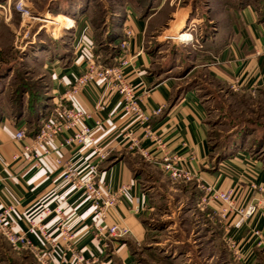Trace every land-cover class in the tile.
<instances>
[{"label": "crops", "instance_id": "crops-1", "mask_svg": "<svg viewBox=\"0 0 264 264\" xmlns=\"http://www.w3.org/2000/svg\"><path fill=\"white\" fill-rule=\"evenodd\" d=\"M207 8L204 14L210 31L203 29L207 36L203 58L188 73L192 74L200 66L212 79L226 83L234 91L242 87L264 88V8L241 0L236 3L220 1ZM73 17L69 21L76 20L75 26L65 29L71 32L70 53H60L45 64L47 107L40 110L44 112L38 117L39 121L25 115L0 118V209L9 205L13 208L9 217L12 229L26 233L31 223L46 215L42 224L51 243L44 241L36 229L27 236L34 248L44 253L48 264H73L74 252L90 264H142L138 253L152 248L154 239L160 237V231L153 225L166 222L174 228L180 218L190 216L193 223L204 228L203 234H196L202 244L183 252L192 264H229V257L234 264H264V241L257 245L254 238H249L250 230L256 228L264 240V162L241 151L214 162L207 147L208 123L200 93L194 87L179 90L174 78L160 77L153 71L152 55L144 45L147 21L129 14L123 23V28H130L135 35L129 51L130 66L125 68L126 80L142 97V110L150 112L163 107L160 115L151 116L149 125L165 148L184 155L183 164L206 183L219 189L233 188L237 206L256 203L257 211L250 218L231 217L230 237L237 245L239 258L227 250L222 223L212 220V210L198 207L200 193L194 183L166 185L164 182L168 178L157 164L128 150L123 134L132 131L141 137L142 127L133 117L123 114L120 96L110 93L100 81L84 87L72 102L88 113L101 102L106 103L104 109L93 113L85 124L92 127L95 119L102 121L94 138L99 147L110 152L108 159L99 166V180L104 191L129 185L122 203L110 209L102 221L105 226L128 229L126 236L97 239L91 225L90 201L62 179V167L55 159L70 162L80 169L98 161L90 148L61 147L68 131L38 148L41 154L38 166L18 157L21 144L33 138L36 128L49 116L54 102L84 71L87 57L97 56L101 61L86 14L83 12L74 20ZM176 21L178 28L184 25V19ZM31 35L36 36V33ZM146 90L147 95L142 96ZM20 129L26 133L22 143L15 140V133ZM141 146L154 149L148 139H141ZM253 185L263 190L254 189ZM60 223L73 235L71 240L61 237ZM196 237L189 240L196 244ZM218 239L224 242L222 250L213 245Z\"/></svg>", "mask_w": 264, "mask_h": 264}, {"label": "rangeland", "instance_id": "rangeland-1", "mask_svg": "<svg viewBox=\"0 0 264 264\" xmlns=\"http://www.w3.org/2000/svg\"><path fill=\"white\" fill-rule=\"evenodd\" d=\"M220 1L226 0H12L9 13L0 9V116L11 118L22 111L21 107L33 111L38 102L35 98H46L45 64L60 53H70L71 32L64 26L72 23L71 17L77 18L84 12L94 34L95 29L104 32L119 23L123 34L127 28H123V23L130 14L147 21L144 45L152 55L153 71L160 77L174 78L179 90L194 87L199 91L208 123L207 146L214 162L240 151L264 162V88L242 87L234 91L226 83L212 79L200 66L188 73L203 58L206 30L210 31L204 12ZM241 1L264 8V0ZM0 2L5 6L8 0ZM18 2L37 19L57 16V21L52 24L24 19L16 11ZM175 19H184V25L178 28ZM185 30L192 31V41L173 38ZM111 49L104 57L113 53ZM168 179L166 185L180 186ZM166 224L169 223L153 225L160 237L154 239L152 248L138 253L140 262L192 264L183 252L202 244L197 235L203 234L204 228L193 223L190 216L180 218L174 228L171 223L165 227ZM191 237H196V244L189 240ZM213 245L221 250L225 246L219 239ZM230 261L229 257V264H234ZM0 264L40 263L29 251H12L0 236Z\"/></svg>", "mask_w": 264, "mask_h": 264}, {"label": "built area", "instance_id": "built-area-1", "mask_svg": "<svg viewBox=\"0 0 264 264\" xmlns=\"http://www.w3.org/2000/svg\"><path fill=\"white\" fill-rule=\"evenodd\" d=\"M11 2L12 0H8L5 6L0 4V9L4 13H9ZM19 3L15 8L16 11L20 12L22 18L27 20H42L46 23L49 22L46 21L48 18L45 17L42 19L35 18L29 9L21 7ZM75 21L64 26V29L73 28ZM134 36V32L130 28L123 30L122 37L116 40V44L122 55L112 65L103 64L97 56L91 55L87 57L84 71L76 78L69 89L54 102L49 116L41 122L33 138L28 143L21 144L18 157L22 156L27 162L32 163L34 167L38 166L41 161V154L38 148L43 145L47 146L55 137L68 131L69 133L64 135L60 143L61 147L80 146L90 148L96 154L98 161L89 164L84 169H80L70 162H63L57 158L55 159V163L60 168L62 167V179L67 184H70L74 191L83 193L88 201H90L93 209L91 225L97 239L106 240L111 237L119 238L126 236L129 233L128 229L118 225L105 226L102 221L110 209L122 203L124 195L129 190V185L125 186L123 184L115 190L104 191L103 185L99 180V166L108 159L110 152L99 147L94 138V132L101 125L102 121L99 118L95 119L92 127L85 124V120L90 119L93 113L102 111L106 103L104 101L101 102L92 113H88L76 107L72 102V98L79 94L84 87H87V85L95 81H100L110 93H116L120 96L123 114L133 117L142 127L141 137L136 136L132 131H127L123 134V141L127 144L126 147L128 150L139 154L148 162L157 164L172 182L194 183L200 193L197 203L199 205L198 207L201 210H212V220L216 221L217 219L218 222L222 223L225 232L224 242L228 250L231 251L235 258H239L237 245L230 237L231 217L238 215L241 219H248L257 211V205L256 203H250L244 207L237 206L236 191L233 188L219 189L203 181L196 172L183 164L184 155L169 151L160 142V138L154 135L150 128L149 120L151 116L160 115L163 107H158L150 112L142 110L140 106L142 97L130 85L125 76V68L128 65L130 66L131 57L129 56V51ZM147 93V90L144 91L142 96H146ZM25 139L26 133L24 129H20L15 133V140L18 142L22 143ZM141 139L150 140L153 143L154 149L143 148L141 146ZM45 153H48V151L46 150ZM253 188L260 191L263 190L262 187L254 185ZM12 209L10 205L9 207L0 209V236L8 243L12 251H29L37 262L40 264H48L44 253L35 249L27 236V233L33 232L36 229L44 241L51 243L48 233L45 232L44 225L42 224L46 215L36 223H31L26 233L15 232L9 221ZM59 229L63 239L71 240L73 235L66 230L64 224L60 223ZM249 238H254L257 245L262 244L264 241L261 232L256 230V228L250 230ZM73 264H90V262L84 260L79 253L74 252Z\"/></svg>", "mask_w": 264, "mask_h": 264}, {"label": "trees", "instance_id": "trees-1", "mask_svg": "<svg viewBox=\"0 0 264 264\" xmlns=\"http://www.w3.org/2000/svg\"><path fill=\"white\" fill-rule=\"evenodd\" d=\"M95 37H96L95 41L97 43V51L100 53V56H101V62L105 65H112L113 63H115L116 59L120 55V49L118 45L116 44V40L122 37V33L120 32V24L115 23L112 29H107L104 32L98 31V29H95ZM101 38L103 39L101 40ZM109 47L112 48L111 50L113 51V53L109 55V57H104L105 56L104 54H106L105 52L107 51ZM35 100H37L38 102L36 104V108L33 111H28V110L25 111L23 110L24 107H21L20 110L22 111H19L13 117L18 118L21 115H25L26 117H28V119H34L38 122L39 121L38 117L41 116L42 112H44L47 106H45L46 101L44 98L38 99V97H36ZM41 109H44V110L40 112ZM38 129L36 128V132L38 131ZM208 151H209V148H208Z\"/></svg>", "mask_w": 264, "mask_h": 264}, {"label": "bare ground", "instance_id": "bare-ground-1", "mask_svg": "<svg viewBox=\"0 0 264 264\" xmlns=\"http://www.w3.org/2000/svg\"><path fill=\"white\" fill-rule=\"evenodd\" d=\"M48 19L46 20L49 23L54 24L55 21H57V16L53 17L52 19L47 17ZM173 36V35H172ZM174 39L181 40V42H190L193 39V34L191 30H185L181 32L178 36H173Z\"/></svg>", "mask_w": 264, "mask_h": 264}]
</instances>
